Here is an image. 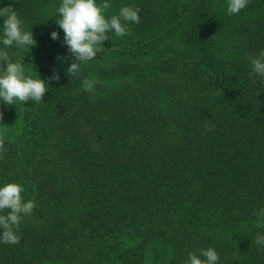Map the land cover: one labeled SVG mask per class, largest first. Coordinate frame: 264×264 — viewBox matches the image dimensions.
<instances>
[{
    "label": "trees",
    "instance_id": "trees-1",
    "mask_svg": "<svg viewBox=\"0 0 264 264\" xmlns=\"http://www.w3.org/2000/svg\"><path fill=\"white\" fill-rule=\"evenodd\" d=\"M107 2L106 18L138 6L140 22L70 76L61 0H0L36 41L5 48L0 17V49L48 85L40 103L0 101V186L36 204L0 264H184L209 247L218 264H264V84L248 59L264 0L232 15L228 0Z\"/></svg>",
    "mask_w": 264,
    "mask_h": 264
},
{
    "label": "clouds",
    "instance_id": "clouds-1",
    "mask_svg": "<svg viewBox=\"0 0 264 264\" xmlns=\"http://www.w3.org/2000/svg\"><path fill=\"white\" fill-rule=\"evenodd\" d=\"M249 0H228L227 12L229 15L238 14L243 10ZM111 5L105 2L97 4L96 0H61L57 11L60 19L55 21L63 30V42L75 60L66 69V74L76 76L81 71V64L95 59L103 50V42L110 39L108 33H114L117 37L130 35L127 27L129 22L139 23L140 17L138 6H122L118 14L106 18L105 10ZM0 17H3L2 44L5 48L16 46H35L31 30L24 29V22L18 16L15 9L9 4L0 8ZM50 36L53 40L59 39V34L52 31ZM252 66V72L260 77L264 84V50L258 55L248 57ZM0 101L6 105H15L16 102L25 104L31 100L33 103L43 101L48 85L45 80L26 74L25 64L22 58L13 62L9 53L0 49ZM58 80L59 75L53 73L49 78ZM95 81L85 78L83 89L91 91ZM3 113L0 112V119ZM6 151L4 140L0 137V152ZM24 188L14 182H8L0 186V242L7 244H18L20 236L17 234L23 216L30 215L36 207L35 201H24L22 193ZM6 213V214H4ZM260 219L256 226L264 228V208L258 213ZM255 243L264 246V235L257 234ZM203 257V259L201 258ZM219 256L212 247L190 251L188 259L184 264H218Z\"/></svg>",
    "mask_w": 264,
    "mask_h": 264
}]
</instances>
